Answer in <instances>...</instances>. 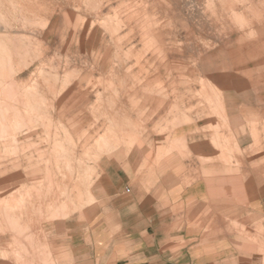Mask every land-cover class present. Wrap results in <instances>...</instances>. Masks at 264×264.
Instances as JSON below:
<instances>
[{
	"label": "rangeland",
	"instance_id": "rangeland-1",
	"mask_svg": "<svg viewBox=\"0 0 264 264\" xmlns=\"http://www.w3.org/2000/svg\"><path fill=\"white\" fill-rule=\"evenodd\" d=\"M213 151L264 161V0H0V264H60L68 234L122 229L109 199L174 157L210 178ZM238 201L172 224L264 258Z\"/></svg>",
	"mask_w": 264,
	"mask_h": 264
},
{
	"label": "crops",
	"instance_id": "crops-1",
	"mask_svg": "<svg viewBox=\"0 0 264 264\" xmlns=\"http://www.w3.org/2000/svg\"><path fill=\"white\" fill-rule=\"evenodd\" d=\"M212 153L210 178L195 176L192 158L182 164L173 156L166 169L155 174L159 186L129 198L109 199L108 207L119 217L122 229H81L68 234L60 264H264L263 256L254 250L246 259L236 258L231 247H237L236 233L222 234L216 229L217 221L208 232L188 225L176 229L172 224V218L204 217L207 208L220 217L222 201L229 202L230 208L238 200L252 202V207L260 206L255 212L264 218V161H257L252 171L243 154L224 162L220 153ZM239 166L238 174L235 167ZM254 185H260V194L250 195L249 187ZM163 191L165 196L158 195ZM262 237L264 241V229ZM226 245H231L228 254L222 249Z\"/></svg>",
	"mask_w": 264,
	"mask_h": 264
}]
</instances>
